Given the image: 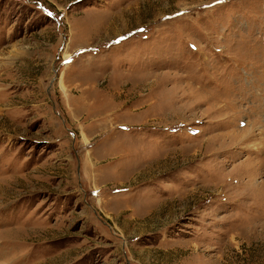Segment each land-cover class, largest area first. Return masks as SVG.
<instances>
[{
  "label": "rangeland",
  "instance_id": "1",
  "mask_svg": "<svg viewBox=\"0 0 264 264\" xmlns=\"http://www.w3.org/2000/svg\"><path fill=\"white\" fill-rule=\"evenodd\" d=\"M0 264H264V0H0Z\"/></svg>",
  "mask_w": 264,
  "mask_h": 264
}]
</instances>
